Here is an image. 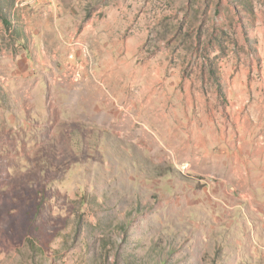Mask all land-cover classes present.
<instances>
[{"label":"rangeland","instance_id":"obj_1","mask_svg":"<svg viewBox=\"0 0 264 264\" xmlns=\"http://www.w3.org/2000/svg\"><path fill=\"white\" fill-rule=\"evenodd\" d=\"M0 264H264V0H0Z\"/></svg>","mask_w":264,"mask_h":264}]
</instances>
